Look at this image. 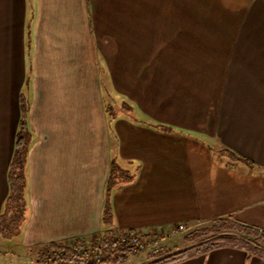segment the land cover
<instances>
[{
	"label": "crops",
	"instance_id": "1",
	"mask_svg": "<svg viewBox=\"0 0 264 264\" xmlns=\"http://www.w3.org/2000/svg\"><path fill=\"white\" fill-rule=\"evenodd\" d=\"M229 215L264 228V0H0V245L11 224L38 264L126 233L167 254L188 247L180 226ZM144 254L124 263L163 255ZM176 264L264 259L221 247Z\"/></svg>",
	"mask_w": 264,
	"mask_h": 264
},
{
	"label": "trees",
	"instance_id": "2",
	"mask_svg": "<svg viewBox=\"0 0 264 264\" xmlns=\"http://www.w3.org/2000/svg\"><path fill=\"white\" fill-rule=\"evenodd\" d=\"M23 109L24 118L16 135V149L11 163V193L7 200L8 208L10 207L17 213L18 219H20L24 210V201L22 199L24 177L22 168L25 162L28 140V128L25 120L27 109L25 106ZM225 150L227 151L228 149ZM231 154L238 157L232 151ZM11 200L13 204L10 203ZM208 223V225L195 227L185 236L188 247L174 253H167L156 257L146 264H176L199 255L207 254L221 247L241 249L249 255L259 256L264 259V228L240 221L233 215L220 217ZM61 248L63 247L61 246ZM84 249L88 264H106V261L115 258L119 251H128L124 246L116 249L112 247L111 241L107 242L105 240L88 244ZM97 249H101V255L99 258H94V253ZM69 250L70 248H66L65 250L67 252L66 257L73 258L75 254L74 252H68ZM78 260L81 261L80 258Z\"/></svg>",
	"mask_w": 264,
	"mask_h": 264
},
{
	"label": "built area",
	"instance_id": "3",
	"mask_svg": "<svg viewBox=\"0 0 264 264\" xmlns=\"http://www.w3.org/2000/svg\"><path fill=\"white\" fill-rule=\"evenodd\" d=\"M186 230L185 226H180L176 233L183 232ZM112 247L119 249L124 246L128 251H119L116 256V260L122 263L126 257V254L130 252L131 254L137 255L144 252H152L155 254H160L165 250L164 238L156 237L151 240H142L135 233H126L116 238L111 242ZM77 257L81 259V263L78 261H71L72 264H87L85 249L80 245L76 248ZM101 255V249H97L94 253V258H99Z\"/></svg>",
	"mask_w": 264,
	"mask_h": 264
},
{
	"label": "rangeland",
	"instance_id": "4",
	"mask_svg": "<svg viewBox=\"0 0 264 264\" xmlns=\"http://www.w3.org/2000/svg\"><path fill=\"white\" fill-rule=\"evenodd\" d=\"M10 203H12V200L10 201ZM13 220L14 222H18V217L14 216ZM208 224H209L208 222H204L197 225L196 227L204 226ZM10 226L11 224H6L3 227L4 229V231L2 232L3 243L0 245V264H38L36 263V261L30 259H24L25 251L23 249V246L21 245L22 244L21 233L18 231V229H15L14 227L12 226L10 227ZM191 230L192 228L183 232V234H185L184 236H186ZM142 254L145 255L144 253ZM113 260L112 259L109 260L108 264L110 262L114 263L115 260L114 261ZM124 264H129V263L127 262Z\"/></svg>",
	"mask_w": 264,
	"mask_h": 264
}]
</instances>
